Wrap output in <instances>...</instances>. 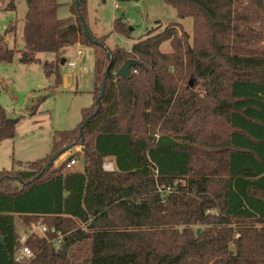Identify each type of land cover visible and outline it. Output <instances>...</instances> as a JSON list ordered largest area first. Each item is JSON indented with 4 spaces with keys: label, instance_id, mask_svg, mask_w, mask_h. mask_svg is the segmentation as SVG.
I'll return each instance as SVG.
<instances>
[{
    "label": "trees",
    "instance_id": "1",
    "mask_svg": "<svg viewBox=\"0 0 264 264\" xmlns=\"http://www.w3.org/2000/svg\"><path fill=\"white\" fill-rule=\"evenodd\" d=\"M165 2L192 19L193 34L171 23L129 52L93 34L87 0H74L64 20L57 0H26L29 62L75 45L96 49L94 104L76 129L54 134L48 156L0 171V264H20L17 218L55 229L28 238L34 257L21 264H264V0ZM16 8L10 0L4 11ZM114 31L130 34L121 19ZM168 41L174 52L165 55ZM18 53L0 36V64ZM129 61L131 77L118 78ZM59 65H43L57 83ZM15 136L0 106V144ZM76 146L84 172L65 173L56 162ZM108 157L116 172L104 170ZM167 186L178 189L159 192Z\"/></svg>",
    "mask_w": 264,
    "mask_h": 264
},
{
    "label": "rangeland",
    "instance_id": "2",
    "mask_svg": "<svg viewBox=\"0 0 264 264\" xmlns=\"http://www.w3.org/2000/svg\"><path fill=\"white\" fill-rule=\"evenodd\" d=\"M9 1L6 0L0 7V36H3L9 48L21 50L25 48L23 27L27 3L26 0H14L16 11H4ZM58 3L59 19L74 17V0H58ZM120 19L130 31L127 37L114 31L115 22ZM87 21L93 34L105 38L109 48L117 47L127 51L146 39L149 31L160 33L171 23L182 22L183 29L190 35L193 34L192 19L181 21L175 8L165 0H87ZM15 26L14 33L5 34L7 28ZM258 26L257 29L260 28ZM159 50L165 55L174 52L170 41L163 43ZM78 51L82 55H78ZM97 53L103 56L101 51ZM20 57L23 58L22 53ZM20 57L16 54L12 64H0V106L16 124L15 138L0 145V171L24 170L29 164L48 156L52 150L54 134L76 129L82 123L83 110L94 104L92 92L95 87V48L70 47L67 50V60L76 59L78 66L72 73L67 62L62 65L59 71L60 83H57L56 75L47 77L44 72L43 65L54 59L52 54H38L36 58L40 63L29 62L27 58L28 63H22ZM57 59L60 64L62 57ZM168 71L171 75H176L172 66ZM82 148L84 147L76 146L62 155L56 162V167L64 165L71 157L78 158L77 167H83ZM34 226L38 227V224L28 227L22 219L16 220L21 239L28 238L29 231ZM55 247L58 249L60 245Z\"/></svg>",
    "mask_w": 264,
    "mask_h": 264
},
{
    "label": "built area",
    "instance_id": "3",
    "mask_svg": "<svg viewBox=\"0 0 264 264\" xmlns=\"http://www.w3.org/2000/svg\"><path fill=\"white\" fill-rule=\"evenodd\" d=\"M81 54V52L79 53V55ZM69 68H71V70L74 72L75 69L77 68V61H71L68 63ZM134 73H137V71L135 70ZM79 164V160L78 158L75 157H71L69 160H67L65 162V170H72L74 167L78 166ZM178 189L177 186H167V187H159V192L160 193H174L176 192ZM55 233V229L54 228H50L44 224H38V227L34 226L33 229H31L29 231V237L30 236H37L39 238H48V233ZM28 237V238H29ZM28 238H24L21 239L20 238V248L17 250L16 255H15V261L16 263H23L26 262L28 260H30L31 258L34 257V253L33 251L27 246V240ZM63 240V237L59 234L58 238L53 240L52 243L56 246V245H61V242Z\"/></svg>",
    "mask_w": 264,
    "mask_h": 264
},
{
    "label": "crops",
    "instance_id": "4",
    "mask_svg": "<svg viewBox=\"0 0 264 264\" xmlns=\"http://www.w3.org/2000/svg\"><path fill=\"white\" fill-rule=\"evenodd\" d=\"M58 1V0H57ZM59 4V3H58ZM58 13V12H57ZM181 21H183V20H181ZM177 23H181L182 24V22H177ZM183 25V24H182ZM11 27V26H10ZM9 27V28H10ZM9 28H7V29H9ZM24 28V27H23ZM7 29L5 30V31H7ZM14 33V32H13ZM72 47H75V48H82L83 46H81V45H75V46H72ZM71 47V48H72ZM70 48V47H69ZM69 48H67V49H65L64 51H62L61 53H60V55L59 56H57V55H53L54 57V59H53V61L56 59V58H59V57H62V61H61V63H60V65H59V71H60V67L62 66V65H65L66 64V62L67 63H69V62H71V61H74V60H76V59H71L70 61H68L67 59V50L69 49ZM111 49V48H110ZM114 49V48H113ZM132 49V48H131ZM131 49L130 50H128V51H131ZM21 51H22V54H23V58H21L20 57V54L21 53H18L17 55L20 57V59H21V62L22 63H28V61H27V59H26V55L24 54V51H25V48L24 49H21ZM79 53H80V51H78V55H79ZM80 55H82V53L80 54ZM16 57V56H15ZM77 66H78V61H77ZM69 67V66H68ZM70 69V71L73 73V71L71 70V68H69ZM8 141V140H7ZM5 142V141H4ZM4 142H2V143H4ZM1 143V144H2ZM0 144V145H1ZM84 151H85V149L84 148H82L81 149V152L83 153L82 154V160H83V155H84ZM105 164H107L108 166H106ZM85 165H83V167H77L76 166V168L74 167L72 170H64V172L65 173H68V172H79V173H83L84 172V167ZM76 169V170H75ZM104 170L106 171V172H116L117 171V165H116V161H115V158H113V157H108V158H106L105 159V162H104Z\"/></svg>",
    "mask_w": 264,
    "mask_h": 264
},
{
    "label": "water",
    "instance_id": "5",
    "mask_svg": "<svg viewBox=\"0 0 264 264\" xmlns=\"http://www.w3.org/2000/svg\"><path fill=\"white\" fill-rule=\"evenodd\" d=\"M76 5L78 6V1H76ZM85 33H86L88 39L90 40L91 38H90L89 31L87 30V28H85ZM134 64H136L134 61H129V62L125 63L124 66L117 73V77L118 78H121V79H129L131 77V70H132V66ZM109 71H110V69H107V71H106V78L109 75ZM105 89H106V83L103 84L101 98H103V96H104ZM89 122H90V119H88L85 122L84 126H86ZM67 152H68V150H65V151L62 152V154L67 153ZM197 234L199 235V232ZM0 242H2V243L4 242L3 237L0 238Z\"/></svg>",
    "mask_w": 264,
    "mask_h": 264
}]
</instances>
